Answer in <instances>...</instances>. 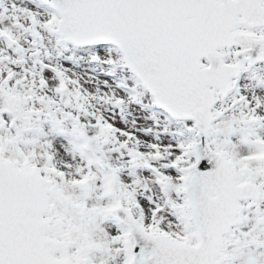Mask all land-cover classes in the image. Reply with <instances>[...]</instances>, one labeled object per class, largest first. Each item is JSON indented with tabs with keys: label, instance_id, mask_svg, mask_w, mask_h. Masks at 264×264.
<instances>
[{
	"label": "snow or ice",
	"instance_id": "6c2138e0",
	"mask_svg": "<svg viewBox=\"0 0 264 264\" xmlns=\"http://www.w3.org/2000/svg\"><path fill=\"white\" fill-rule=\"evenodd\" d=\"M0 264H264V0H0Z\"/></svg>",
	"mask_w": 264,
	"mask_h": 264
}]
</instances>
